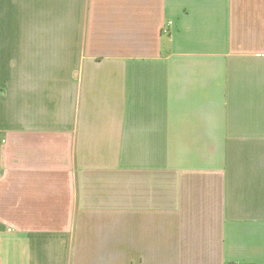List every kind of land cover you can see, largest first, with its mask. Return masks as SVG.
Returning a JSON list of instances; mask_svg holds the SVG:
<instances>
[{"label":"crops","instance_id":"crops-1","mask_svg":"<svg viewBox=\"0 0 264 264\" xmlns=\"http://www.w3.org/2000/svg\"><path fill=\"white\" fill-rule=\"evenodd\" d=\"M0 264H264V0H0Z\"/></svg>","mask_w":264,"mask_h":264}]
</instances>
